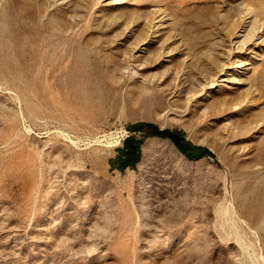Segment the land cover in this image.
<instances>
[{
    "label": "rangeland",
    "instance_id": "obj_1",
    "mask_svg": "<svg viewBox=\"0 0 264 264\" xmlns=\"http://www.w3.org/2000/svg\"><path fill=\"white\" fill-rule=\"evenodd\" d=\"M0 264H264V0H0Z\"/></svg>",
    "mask_w": 264,
    "mask_h": 264
},
{
    "label": "trees",
    "instance_id": "obj_2",
    "mask_svg": "<svg viewBox=\"0 0 264 264\" xmlns=\"http://www.w3.org/2000/svg\"><path fill=\"white\" fill-rule=\"evenodd\" d=\"M130 134L124 138L122 145L118 147L117 154L110 160L112 168L125 169L134 167L140 159L141 145L143 139L136 137L133 133L137 130L143 131L145 135H158L171 139L174 144L188 157L194 158L200 154H210L209 150H202L200 154L192 151V145L185 140L183 133L170 128L161 129L154 123L141 122L136 126H128Z\"/></svg>",
    "mask_w": 264,
    "mask_h": 264
},
{
    "label": "bare ground",
    "instance_id": "obj_3",
    "mask_svg": "<svg viewBox=\"0 0 264 264\" xmlns=\"http://www.w3.org/2000/svg\"><path fill=\"white\" fill-rule=\"evenodd\" d=\"M234 79H235V77H234Z\"/></svg>",
    "mask_w": 264,
    "mask_h": 264
}]
</instances>
